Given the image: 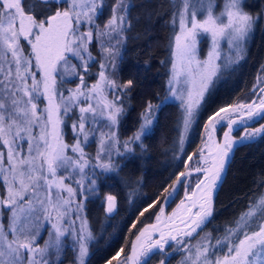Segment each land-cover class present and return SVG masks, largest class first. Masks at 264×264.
Here are the masks:
<instances>
[{"label":"snow or ice","instance_id":"1","mask_svg":"<svg viewBox=\"0 0 264 264\" xmlns=\"http://www.w3.org/2000/svg\"><path fill=\"white\" fill-rule=\"evenodd\" d=\"M56 2L67 4L68 7L37 21L34 15L26 14L22 0H0V183L6 188V196L0 198V264H24L25 259L27 264H52L50 250L55 251L56 264H59L61 249L67 247L63 240L76 231L73 228L75 222L67 218L68 213L71 210L79 218L82 205L76 204L73 209L76 190L65 186L64 181L69 177L60 176L56 179L58 170H71L83 175L88 160L82 144L87 145L90 135L86 125L91 127L102 121L107 122L109 128L117 125L123 109L118 106L121 101L116 93L126 92L133 83L128 80L126 84L119 85L106 75L109 63L115 67L109 58L120 56L116 45L105 48L104 43L106 37L110 41L125 31V16L115 15L117 11L124 10L122 0H116L112 9L113 16L103 30L95 23L103 15V0ZM41 3H48V0H41ZM241 5L242 0H225L224 11L220 15H214L212 0H207V15L203 20H198L195 11L188 16L189 2L184 0V11L180 13V34L175 36L174 55L179 63L173 62L169 81V91L174 98L179 99L182 107L184 131H187L196 117L209 82L220 71L216 61L220 57L218 45L221 39L226 38L227 43L239 53L243 51L242 44L252 32V18L242 12ZM32 11L34 6L29 7V12ZM81 27L87 30L81 31ZM202 35L210 36L212 41V48L205 61L197 58V44ZM94 39L100 43L105 62L99 65L97 83L88 86L84 75L77 71L76 64L70 63L69 57L76 59L86 74L89 63L95 62L89 51V45ZM21 40L29 46L28 51H25ZM242 58L238 57L236 63ZM76 78L79 79V84L74 89H64L68 93L64 96L58 84L62 85ZM182 78L186 84H191L186 90V96H178L179 89L172 87ZM259 84H264V78L258 79L253 91ZM105 89L113 93L112 100L104 95ZM258 98L259 104L254 101L253 104L219 109L214 117H209L210 125L224 123L227 118L220 114L229 111L238 113L247 110L248 119H264V88L259 89ZM167 99L166 97L165 101ZM45 101L41 109L39 105ZM81 104H87V107H82ZM77 108L79 116L71 125L76 143L68 145L62 138L61 126L65 123L62 117H70ZM152 113L153 105L149 103L141 132L124 142L126 148L129 143L140 141L141 135L146 133L153 123L149 119ZM237 123L228 120L229 129L232 130ZM258 134L264 136V126L252 133H245L239 141L229 139V133L226 132L223 144L212 141L209 135L210 143L205 145L209 157L205 158L201 150L202 166L194 169L197 176L195 187L190 194L185 191V199L191 206H186L185 200H181L178 211L167 218V221L172 222V231L177 232V235H173L172 231L165 232L164 229L169 228V224L162 219L164 210L161 208V213L156 217L157 223L146 226L140 232L136 242L132 244L131 254L122 264H147V259L154 251H162L169 241L179 244L181 229L176 226L177 220L188 229L183 233L188 237L209 222L213 195L225 178L226 166L235 147L246 140H253ZM100 135L98 160L101 154H108L106 140L108 144L119 142L114 132L107 136L101 132ZM24 142L27 143V149L24 148ZM69 149L74 155L78 154L75 160L67 154ZM188 160L191 161L192 156ZM204 164L209 166H203ZM98 166L102 171L113 169L110 160L109 163ZM192 175L193 172L179 173L177 185L166 197V201L173 200L179 194L181 186L191 188L190 183L185 185L184 182ZM76 183L78 186L81 184L80 181ZM89 183L93 187L81 188V191H93L95 181ZM41 189L45 191L43 198L39 196ZM53 189L56 190L55 193ZM64 192L68 194V198H64ZM106 201V210L112 213L116 207V197L108 195ZM259 204L264 206V199L259 200ZM4 210L11 213L7 231L2 222ZM37 212L43 214V221L39 219ZM256 215L257 212L250 206L249 211L242 214L236 222V226L228 229L226 235L217 239L215 245L205 246L202 252L198 247L197 257H203L202 264H264V223L255 224L256 230L250 231L253 227L252 219ZM65 224L68 226L65 227ZM47 227L52 229L50 239L45 242L44 247H38L37 240L41 236V230ZM152 233H159L160 239L154 240ZM9 235L12 236L11 240L8 239ZM90 241L91 233L87 230L86 222H83L74 239V244L78 247L79 264H85L84 258L88 255ZM217 251L223 252V255L216 256ZM119 255L118 252L112 259L115 260ZM108 264H112V261H108Z\"/></svg>","mask_w":264,"mask_h":264},{"label":"trees","instance_id":"2","mask_svg":"<svg viewBox=\"0 0 264 264\" xmlns=\"http://www.w3.org/2000/svg\"><path fill=\"white\" fill-rule=\"evenodd\" d=\"M180 1L122 0L124 5L131 7L128 5L126 8L129 9L125 31L121 35L122 54L116 63L115 82L124 85L132 80L133 83L126 92H119L123 109L115 128L119 142L115 141L109 156L99 160L93 168L94 190L78 193L82 200L80 214L91 233L85 264H108L110 260L113 264L115 260L112 258L118 252L126 258L132 237L143 224L151 221L161 199L185 169L188 157L198 154L206 120L214 111L250 97L245 93L249 92L257 71L264 68V0H242V11L253 21L252 32L242 45L243 51H229L231 54L226 57L220 54L217 62L220 71L209 82L196 117L184 131L180 101L171 99L169 94L171 46L177 31L176 15ZM115 4L116 0H103L104 12L100 17L109 19ZM22 5L25 12L34 15L36 20H43L65 7L56 0H48V3L22 0ZM32 6L34 11L29 12ZM205 41L203 38L198 43L200 53ZM238 57L243 58L236 63ZM88 71L92 74L87 80L99 77L100 68L96 62L89 64ZM78 72L84 74L83 70ZM162 101H165L163 105ZM149 103L153 105V113L149 117L153 123L141 135L140 141L129 143L126 148L124 142L141 132ZM109 160L113 169L102 171L98 165L109 163ZM91 187L82 186L83 189ZM0 194L3 197L2 190ZM108 195L116 197V207L110 215L105 211ZM260 199H264V136L261 135L235 148L225 178L214 196L209 222L187 238L181 248L171 251V246H168L166 253L154 252L147 259V264H202L203 257L198 259L197 248L202 252L205 246L215 245L228 229L236 226L250 206L255 211ZM2 222L7 224L5 215ZM258 223H264V206L253 217L250 231L256 230L255 224ZM73 238L71 235L63 240L67 247L61 249L59 264H79L74 258ZM168 252L170 254L167 255ZM215 255L222 256L223 252L217 251Z\"/></svg>","mask_w":264,"mask_h":264},{"label":"rangeland","instance_id":"3","mask_svg":"<svg viewBox=\"0 0 264 264\" xmlns=\"http://www.w3.org/2000/svg\"><path fill=\"white\" fill-rule=\"evenodd\" d=\"M180 2L181 3H180L179 11H178V14L176 15L177 31H176V33L173 36L172 46H171L172 65H173V62L174 61H176L177 63H179V61L177 60V58L174 55V53L176 51V49H175V36L180 34V13L182 11H184V0H181ZM188 2H189L188 16H190V14H191L192 11H195L197 13V19L198 20H203L206 17V15H207V12H206V2H207V0H188ZM212 3H213V13H214V15H220V13L224 11L225 0H212ZM64 5H65V7L61 8V9H57L56 11H58V10L59 11H63L65 8L68 7L67 4H64ZM128 5L125 4L124 5V10L123 11H117L115 13V15H117V16L123 15L126 18V13H127V9L126 8L128 7ZM202 5H204V6L202 7ZM22 7H23V5H22ZM26 14H29V13H26ZM112 16H113V11L111 10V14L109 16V19H111ZM99 18H101V17H99ZM109 19H105L104 20V19L101 18L100 21L95 22V23L100 26V29L101 30H103L104 29V25L107 23V21ZM37 21H39V20H37ZM225 22H226V20H225ZM80 30L81 31H86L87 29L85 27H81ZM122 34H124V32L120 33V36L116 37L115 39H111L110 41L106 37L105 38L104 47L105 48H108V47H111L112 45H116L117 46V50H119L120 56H121V54H122L121 42H122V38H123L121 36ZM203 38H206V41H205V44L203 45V49L201 50L202 51L201 53H200V49H199L200 46L198 47V44H197V58L200 61L207 60V58H208L207 54H208V52L212 48L211 37L210 36H203L202 35L199 38V41L202 40ZM21 44L24 46L25 51H28L29 50V46L26 44L25 41L21 40ZM218 48H219V52H220V54H221L222 57L228 56V54L230 53L229 51L237 52V49H235L232 45H229L227 43V39L226 38L225 39H221V41H220V43L218 45ZM89 51L91 52L92 56L95 58V62L98 65V67H99L100 63L105 62V57H103L101 55L100 43L97 40L94 39L93 42L89 45ZM120 56L113 57V58H109L112 62H114L115 67H116V63L119 60ZM69 60H70V63L71 64H76L77 71L78 70H83L81 67L78 68V66H80V65H79V63H78V61L76 59L69 57ZM217 62H218V60L216 61V63ZM90 63H92V62H90ZM115 67L113 68L112 67V64L109 63L108 68H107V71H106V75L109 77V79L114 80V81H115V73H114L115 72ZM91 74H92L91 71H87L86 74L85 73L83 74L84 75V79H85V84L88 85V86H91V85L97 83V81L99 80V77L96 80H93V81H92V79L90 81L87 80V78H89V76ZM171 76H172V66H171ZM171 76H170V78H171ZM260 78H264V68L261 69V70H259V71H257V73L254 76V81H253V83H252V85H251V87L249 89V92L248 93H245L247 96H250V97H246V99L243 98V99H241L238 102H235L233 104L234 105H236V104H243V103H247L249 101H252V99H255L256 96H253V95L255 93L256 94L259 93V89L261 88L262 84H259L256 87V90L255 91H253V89H254V86L257 85V81ZM58 81H59V78H58ZM87 83H89V84H87ZM77 84H79V79L78 78L71 80V82H67L66 81L62 85L58 84V87H59V90L60 91H63L64 89H74V88H76ZM172 87L175 88V89H179V91L177 92V95L178 96L179 95H182V94L186 96V90H187V88L191 87V84H186L185 81H184V79L182 78L177 83L173 84ZM110 93H109V91L107 89H105L104 95L107 97L108 100H112L113 99V93H111V94ZM169 94L171 96V99L178 100V99H176V98H174L172 96V93L170 91H169ZM63 95L64 96H67L68 95L67 91H63ZM116 95H119L120 96L121 94L120 93H116ZM57 102H59V99H57ZM45 103H46V101L44 103H41L39 105L41 109L44 107V104ZM80 106L87 107V104H81ZM118 106H120V104ZM97 111H99V109H97ZM220 115L228 118V115L229 114L227 113V115H226V112H225V113H221ZM78 116H79V110L77 108V109H75L73 111V113L70 115V117H68V118L62 117V119L65 120V123L61 126L62 127V133H63L62 138H63L64 143H66L68 145H73V144L76 143V139L74 138V133H73V129H72L71 125L73 124V122H76L77 121ZM226 120L222 124H219V125H216L215 124L216 125L215 126V129L218 128L217 135L226 126ZM207 122H208V119L206 120V122L204 124V127H203L202 135H203V138L204 139H203V141L201 143V146H200V149H199V152L198 153H200L201 150H203V147H204V143H205L204 140H205V137H206L207 132H208V127H206L207 126ZM262 123H264V119H260V120L258 119V120H255V121L252 120L251 123L249 124V127L248 128H251V127L255 128V127H258L259 125L261 127V126H263ZM86 127L88 128V131H89V134L90 135H89V140H88L87 145L85 146V145L82 144V147H84V152L87 154L85 158L88 160V166L84 169L83 175H81L79 172H73L71 170H68V171L58 170L57 177H56V179H59L60 176L69 177L68 179H65V181H64L65 186L72 187L73 189L76 190V195L73 198V200H74L73 205H72L73 209L75 208L76 204L82 205L81 204L82 200H81V198H80V196L78 194L79 192H81L82 186L84 184L90 185L89 183H86L88 180H89L88 182L94 181L93 174H92L93 168L95 167L96 164H98V161L99 160H102L103 158H107L109 156V154L112 152V149H113V147L115 145V141H113L111 144H108L107 143V140H106V148L108 149V154H101V156H100V158L98 160L97 159V153H98L99 148H100V139H101V135L100 134H101V132L105 133L106 136L108 134L112 133V132L115 133L116 125L113 126L112 128H109L107 126V122L102 121V122L99 123V125H96L94 123L91 127H88L87 125H86ZM93 133H94V135H93ZM24 148L27 149V143L26 142H24ZM5 151H6V149H5ZM67 154L69 156H71L74 160L78 156V154H75L74 155L71 152L70 149L68 150V153ZM195 155L196 154H192L191 155L192 156V160L191 161L187 160L186 166L187 165H189V166H197L198 165L200 156H199V154H197L196 156ZM89 168L90 169L92 168V169L90 170ZM90 178H91V180H90ZM195 178H196L195 175L192 176L191 179L188 181L187 184L193 183V180ZM76 181H80L81 182L80 186L77 185ZM1 190L3 191L4 194H3V197H1V194H0V198H4L6 196V188H5V186L2 183H0V191ZM55 191L56 190L53 189V193H55ZM44 195H45V191L43 189H41L39 191V196L41 198H43ZM63 196H64V198H68V194L66 192L63 193ZM262 208H263V206L260 205L259 202L255 205V211L257 212V215L262 211ZM80 212H81V210H80ZM80 212H79V218H77V215L75 213H73L71 210L69 211L67 218L75 222L74 225H73V228L76 231L73 232L72 234L68 235L67 237H71V235H72V236H74L73 239H75V236L79 232V229L81 227V224L83 222H86L85 219H83V217L81 216ZM10 214L11 213L8 210H4L3 211V215H5L6 218H7V224L6 225L4 224L6 231H7V227H8V217L10 216ZM37 216L39 217V219L41 221H43V214L42 213L37 212ZM53 216H55V213H53ZM67 226L68 225L65 224V227H67ZM50 232H52L51 227H47L46 229H42L41 230V236L37 240V246L38 247H41V248L44 247L45 242L50 239V237H49V233ZM192 235H193V233H192ZM187 238H189V237L188 236L180 237V243L179 244H177V242H175V241L169 242L167 245H165V247H164V249L162 251L166 253L167 252L166 248L168 246H171V249H170L171 251H174V250H176L178 248H181V246H183L184 241ZM8 239L11 240L12 239V236L9 235L8 236ZM53 239H54V237H53ZM74 247H75L74 248L75 249L74 258H75V260L77 262H79L78 261V247H77L76 244L74 245ZM157 251H159V250H157ZM154 252H156V251H154ZM60 254H61V252H60ZM168 254H170V253L168 252L167 255ZM126 260H127V256L125 258V256L120 253L119 257H117L115 259V261H114L113 264H122V262L123 261H126ZM50 261L52 262V264H54L57 261V255H56V253H55L54 250H50ZM24 264H27V260L26 259L24 261ZM159 264H161V262Z\"/></svg>","mask_w":264,"mask_h":264},{"label":"bare ground","instance_id":"4","mask_svg":"<svg viewBox=\"0 0 264 264\" xmlns=\"http://www.w3.org/2000/svg\"><path fill=\"white\" fill-rule=\"evenodd\" d=\"M261 88H264V84H262V86H261ZM253 96H256L255 97V99H252V101H249V102H247V103H243V104H245V105H248V104H253V102L255 101V104H259V98H258V94H254ZM254 100V101H253ZM236 105H239V104H236ZM229 106H235L234 104H230V105H227V106H224V107H222V108H227V107H229ZM253 110L255 111L256 109H255V106H253ZM218 110H216V111H214L213 113H212V115H211V117H214V114L217 112ZM227 113L229 114L228 115V118H227V120H226V126L224 127V129L223 130H221L220 131V133H222V134H218L217 135V131H218V128H216L215 129V124H212V125H210V123H209V118H208V122H207V126H208V132H207V135H206V137H205V140H204V147H203V155H204V157L205 158H207V157H209V151H208V149L205 147V145L206 144H208V143H210V141H209V135H211V137H212V141H214V142H217V143H220V144H223L224 143V140H225V137H224V133H229V139H231L232 141H239L240 140V138L242 137V136H244L245 135V133H252V132H254L256 129H259V128H261L260 127V125L258 126V127H255V128H253V127H251V128H248L249 127V124L251 123V119H248L247 118V110H241V111H239L238 113H234V112H231V111H229V112H226V115H227ZM259 119V118H258ZM257 119V120H258ZM228 120H233V121H237L238 123H237V125L236 126H234V128L232 129V130H230L229 129V127H228ZM260 120V119H259ZM241 125H243V126H241ZM240 128V129H239ZM260 135L258 134V136L257 137H259ZM257 137H255V139L257 138ZM204 139V138H203ZM254 139V140H255ZM203 141V140H202ZM253 141V140H252ZM245 142V141H244ZM199 156H200V153H199ZM200 166H202V163H201V157H200V159H199V163H198V165L197 166H189V165H187V166H185V169L182 171V172H193V175L192 176H196V174L194 173V169L195 168H197V167H200ZM203 166H209V165H207V164H204ZM181 173V172H180ZM191 176V177H192ZM191 177L189 178V179H186L185 180V185L188 183V181L191 179ZM202 178V177H201ZM196 181H197V176H196V178L193 180V183H190L191 184V188H186V187H183V186H181L180 188H179V194L178 195H176L175 197H177V199L176 200H171V201H166V197L169 195V193H171L172 191H173V187L175 186V185H177V181H174L175 183H174V185L171 187V189H169L167 192H166V194L163 196V198L161 199V202H160V204H159V207H158V209H157V211L155 212V214H154V216H153V218L151 219V221L146 225V226H149V225H153V224H156L157 223V220H156V217H157V215H159L160 213H161V208H163V217H162V219H164L168 224H169V228H166V229H164L165 230V232H168V231H172V227H171V221H167V218L168 217H171L172 215H173V213L174 212H177L178 211V205H180V203H181V200H185V204H186V206H188V207H190L191 205L190 204H188V202L186 201V199H185V191H188L189 192V194H190V192H191V190L192 189H194V187H195V183H196ZM215 193H216V191H215ZM215 193H214V195H213V199H212V209H213V201H214V196H215ZM174 197V198H175ZM170 204H172L170 207H168ZM193 212H195V209H193ZM182 215H186V214H184V213H181ZM189 225L191 226V222H189ZM146 226H145V228H146ZM176 226L177 227H179L180 229H181V232L179 233V237L178 238H180V237H183L184 235H183V233L184 232H186V231H188V229L187 228H185L184 227V225H182V224H180L179 223V221L177 220L176 221ZM161 227L163 228V224H161ZM203 227V226H202ZM201 227V228H202ZM144 228V229H145ZM201 228H198L195 232H193V235L199 230V229H201ZM143 229V230H144ZM139 230V229H138ZM142 231V230H141ZM140 231V232H141ZM140 232H136L135 233V235L132 237V238H134V241H133V243H135L136 242V238H137V236L140 234ZM172 234L173 235H177V232H175V231H172ZM152 236H153V239L154 240H159L160 239V235H159V233H152ZM132 240V239H131ZM169 242H173V241H169ZM128 254H129V252H128ZM128 254H127V256H128ZM131 254V253H130Z\"/></svg>","mask_w":264,"mask_h":264},{"label":"water","instance_id":"5","mask_svg":"<svg viewBox=\"0 0 264 264\" xmlns=\"http://www.w3.org/2000/svg\"><path fill=\"white\" fill-rule=\"evenodd\" d=\"M262 125L264 126V123H262ZM254 139H255V138H254ZM254 139H253V140H254ZM251 141H252V140H251ZM246 142H249V141L246 140V141L243 142V143H246ZM236 147H237V146H236ZM236 147H235V148H236ZM234 150H235V149H234ZM233 153H234V151H233ZM233 153H232V155H231V158H232V156H233ZM230 160H231V159H230ZM230 160H229V162H230ZM229 162L227 163V166H228ZM227 166H226V169H227ZM175 181H177V179H176ZM174 183H175V182H173L172 186L174 185ZM172 186H171V187H172ZM171 187H170V189H171ZM218 188H219V187H218ZM217 190H218V189H217ZM217 190H216V192H217ZM215 194H216V193H215ZM106 209H107V201L105 200V211H106V213H107L108 215H110V214H112V213L114 212V210H115V208H114V210H113L112 213H108ZM148 223H149V222L143 224V225L139 228V230L137 231V233L140 232L141 230H143V229L145 228V226H146ZM133 241H134V238H132V240H131V242H130V246H129V254H128V256L130 255V253H131V251H132V244H133ZM128 256H127V257H128Z\"/></svg>","mask_w":264,"mask_h":264},{"label":"flooded vegetation","instance_id":"6","mask_svg":"<svg viewBox=\"0 0 264 264\" xmlns=\"http://www.w3.org/2000/svg\"><path fill=\"white\" fill-rule=\"evenodd\" d=\"M128 9H129V8H128ZM128 9H127V10H128ZM129 11H130V10H129Z\"/></svg>","mask_w":264,"mask_h":264}]
</instances>
